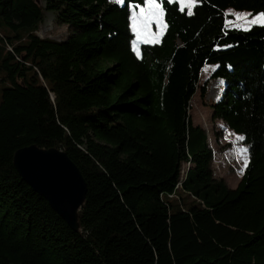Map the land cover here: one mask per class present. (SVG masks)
I'll list each match as a JSON object with an SVG mask.
<instances>
[{
	"label": "trees",
	"instance_id": "trees-1",
	"mask_svg": "<svg viewBox=\"0 0 264 264\" xmlns=\"http://www.w3.org/2000/svg\"><path fill=\"white\" fill-rule=\"evenodd\" d=\"M43 2L0 0V264H264V25L227 29L225 13H264V0H196L191 15L163 0L164 34L139 56L128 5L143 0ZM45 11L65 40L37 35ZM198 90L244 136L235 188L192 123ZM29 145L81 171L78 231L14 169Z\"/></svg>",
	"mask_w": 264,
	"mask_h": 264
},
{
	"label": "rangeland",
	"instance_id": "rangeland-1",
	"mask_svg": "<svg viewBox=\"0 0 264 264\" xmlns=\"http://www.w3.org/2000/svg\"><path fill=\"white\" fill-rule=\"evenodd\" d=\"M116 1V0H114ZM39 4L44 6L43 0H38ZM179 3V1H178ZM180 7L181 4L179 3ZM194 4L189 5L187 2L184 5V9L188 11L189 7H193ZM144 6V5H140ZM139 12L140 8L135 7L131 9L132 11ZM226 15L229 17L226 19V28H236L240 30L249 29L252 25H261L255 22L257 14L252 15L246 11H235L233 9H227ZM237 14H241V19H237ZM260 14V13H259ZM165 22L163 18V12L160 16V22L157 24L155 20L151 23L148 28V32L152 35L146 40L144 36L146 33H142L139 37L132 29V22L130 20V28L134 34L135 41V53L139 52V47L142 44H154L160 41V38L165 31ZM69 33V27L66 25L59 24L56 21V17L53 12L45 11L43 22L40 24L37 31V35L41 38H50L57 41L65 40ZM132 42V49H133ZM137 55V54H136ZM213 66H205L201 70L200 79L198 86H201L204 81L210 76L213 71ZM217 84L213 83L208 94V98L215 100L217 97ZM189 114L192 119L194 126L201 127L207 134L208 137V147L211 149L213 154L211 168L213 174L216 178L222 179L227 187L235 188L240 181L243 171L245 169L244 161L247 153H242L240 149L246 147L243 144V140H238L237 136L239 134L234 133L230 128H228L222 120L212 118V110L203 104L200 97L199 90L194 94L189 103ZM184 165V169H186Z\"/></svg>",
	"mask_w": 264,
	"mask_h": 264
},
{
	"label": "water",
	"instance_id": "water-1",
	"mask_svg": "<svg viewBox=\"0 0 264 264\" xmlns=\"http://www.w3.org/2000/svg\"><path fill=\"white\" fill-rule=\"evenodd\" d=\"M12 165L70 229L79 230L78 211L84 204L87 186L81 171L64 151L25 146L14 152Z\"/></svg>",
	"mask_w": 264,
	"mask_h": 264
},
{
	"label": "snow or ice",
	"instance_id": "snow-or-ice-1",
	"mask_svg": "<svg viewBox=\"0 0 264 264\" xmlns=\"http://www.w3.org/2000/svg\"><path fill=\"white\" fill-rule=\"evenodd\" d=\"M117 3H123L124 0H116ZM167 2L172 3L173 0H167ZM188 3L189 5L195 4L196 0H179V3L181 4V11H184V5L185 3ZM163 0H143V5H132L129 4V8L134 9L135 7H139L140 11H132V15L130 16V20L132 22V29L136 33V35L139 37L142 33H146L144 38L147 40L149 36L152 34L148 32V28L155 20L157 24L160 22V16L163 12V7H162ZM188 14L191 15V7L188 9ZM241 14H237V19L240 20ZM255 22L261 25H264V13L257 14V17L255 18ZM247 30V29H245ZM133 50L135 51V41L133 42ZM137 56L140 55L139 52H136ZM238 140H244L243 135H238L237 136ZM242 153H247V148L242 147L240 149ZM244 166H247V156H245V161H244Z\"/></svg>",
	"mask_w": 264,
	"mask_h": 264
},
{
	"label": "built area",
	"instance_id": "built-area-1",
	"mask_svg": "<svg viewBox=\"0 0 264 264\" xmlns=\"http://www.w3.org/2000/svg\"><path fill=\"white\" fill-rule=\"evenodd\" d=\"M175 1H178V0H173V2H175Z\"/></svg>",
	"mask_w": 264,
	"mask_h": 264
}]
</instances>
